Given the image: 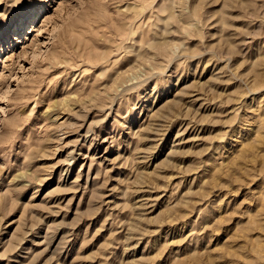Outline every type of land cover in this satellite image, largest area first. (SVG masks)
Segmentation results:
<instances>
[{"label": "rangeland", "instance_id": "obj_1", "mask_svg": "<svg viewBox=\"0 0 264 264\" xmlns=\"http://www.w3.org/2000/svg\"><path fill=\"white\" fill-rule=\"evenodd\" d=\"M0 22V264H264V0Z\"/></svg>", "mask_w": 264, "mask_h": 264}, {"label": "snow or ice", "instance_id": "obj_2", "mask_svg": "<svg viewBox=\"0 0 264 264\" xmlns=\"http://www.w3.org/2000/svg\"><path fill=\"white\" fill-rule=\"evenodd\" d=\"M37 6L38 7H46V5H43V4H38ZM41 22H42V19L37 21L38 24ZM0 23H2V22H0Z\"/></svg>", "mask_w": 264, "mask_h": 264}, {"label": "bare ground", "instance_id": "obj_3", "mask_svg": "<svg viewBox=\"0 0 264 264\" xmlns=\"http://www.w3.org/2000/svg\"><path fill=\"white\" fill-rule=\"evenodd\" d=\"M20 28H21V24H20V25H18V29H19V30H20ZM19 30H18V31H19Z\"/></svg>", "mask_w": 264, "mask_h": 264}]
</instances>
